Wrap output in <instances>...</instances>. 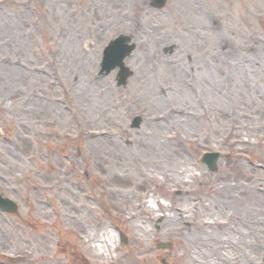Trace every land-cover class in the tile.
Returning a JSON list of instances; mask_svg holds the SVG:
<instances>
[{"label": "rangeland", "instance_id": "374dc122", "mask_svg": "<svg viewBox=\"0 0 264 264\" xmlns=\"http://www.w3.org/2000/svg\"><path fill=\"white\" fill-rule=\"evenodd\" d=\"M0 1V264H264V0Z\"/></svg>", "mask_w": 264, "mask_h": 264}, {"label": "water", "instance_id": "95a60500", "mask_svg": "<svg viewBox=\"0 0 264 264\" xmlns=\"http://www.w3.org/2000/svg\"><path fill=\"white\" fill-rule=\"evenodd\" d=\"M158 2V1H157ZM160 4L157 7L162 8L164 6L165 0H159ZM129 39L126 37H120L116 43H113L105 53V59L103 63L104 70L103 73H110L113 69H115L116 65L121 67L119 73V85L124 86L127 84V80L132 76V72L129 68L125 66L123 60L131 54V52L135 49L134 46H128ZM175 47L171 48L173 51ZM141 119L137 118L134 121L133 128L140 127ZM212 160L208 161V165L212 171L217 170L216 162L218 160V155L212 156ZM0 209L4 212L14 213L17 211V206L9 201L3 200L0 198ZM124 244H127V239H123ZM163 264H167L165 260H163Z\"/></svg>", "mask_w": 264, "mask_h": 264}, {"label": "bare ground", "instance_id": "6f19581e", "mask_svg": "<svg viewBox=\"0 0 264 264\" xmlns=\"http://www.w3.org/2000/svg\"><path fill=\"white\" fill-rule=\"evenodd\" d=\"M87 135L90 136V137H94L93 133H88ZM152 202L156 203V202H157V197H153V198H152ZM181 212H182V211H177V216H178V217L181 216ZM182 213H183V212H182ZM182 216L185 217L184 214H183ZM197 262H198V261H195V263H197ZM198 263H199V262H198ZM198 263H197V264H198Z\"/></svg>", "mask_w": 264, "mask_h": 264}]
</instances>
